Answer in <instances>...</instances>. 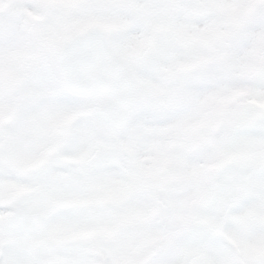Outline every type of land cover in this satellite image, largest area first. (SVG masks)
<instances>
[{
  "label": "snow or ice",
  "instance_id": "obj_1",
  "mask_svg": "<svg viewBox=\"0 0 264 264\" xmlns=\"http://www.w3.org/2000/svg\"><path fill=\"white\" fill-rule=\"evenodd\" d=\"M0 264H264V0H0Z\"/></svg>",
  "mask_w": 264,
  "mask_h": 264
}]
</instances>
